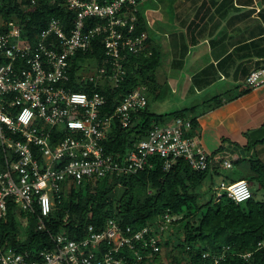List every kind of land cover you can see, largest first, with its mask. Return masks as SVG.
Here are the masks:
<instances>
[{
	"label": "built area",
	"instance_id": "1",
	"mask_svg": "<svg viewBox=\"0 0 264 264\" xmlns=\"http://www.w3.org/2000/svg\"><path fill=\"white\" fill-rule=\"evenodd\" d=\"M52 1L73 10L75 18L67 28L63 20L52 17L30 37L17 12L4 20L1 9L7 0H0V30L4 27L0 32V220L14 202L21 212L19 218L26 219L24 226L29 216L36 214V229L47 230L54 243L53 247L21 250L3 238L0 230V264H157L153 257L163 251L160 232L177 218L169 211L140 228L109 217L104 227L89 224L78 238L66 231L48 230L51 213L63 192L84 179L135 173L152 166L156 158L166 170L179 158L195 170H212L211 153L190 134L191 119L183 117L156 124L124 156L107 153L104 141L113 124L129 126L133 113L146 107V86L127 93L109 113L105 93L97 88L78 91L69 84L75 78L96 85H118L124 80L128 54L147 50V34L135 33L140 2ZM15 3L26 13L36 10L41 0H13L12 5ZM97 38L106 56L103 63L89 60L94 71L74 78L72 58L80 51L93 50ZM246 82L251 87L263 84L264 67L252 70ZM221 164L233 167L230 158H223ZM220 187L219 195L226 194L235 202L253 194L245 179L224 178ZM257 247H264V238ZM227 249L213 254L212 264H221ZM250 254L241 253L244 257Z\"/></svg>",
	"mask_w": 264,
	"mask_h": 264
},
{
	"label": "trees",
	"instance_id": "2",
	"mask_svg": "<svg viewBox=\"0 0 264 264\" xmlns=\"http://www.w3.org/2000/svg\"><path fill=\"white\" fill-rule=\"evenodd\" d=\"M12 4L13 0H7L1 9L4 20H9L17 12L23 17L24 27L30 37L47 26L52 17L63 20L67 28L75 18L73 10L52 0H41L36 10L26 13L17 3ZM142 32L147 34V50L144 53L128 54L125 60L127 75L118 85L109 82L96 85L93 81L75 78L76 75L81 77V72L94 71V65L87 64L89 60L97 59L103 63L106 56L100 38L95 40L93 50L85 53L80 51L72 58V75L75 79L69 85L78 91L91 92L97 88L105 93V109L109 113L113 112L127 93L146 86V107L133 113L129 126L114 123L104 141L106 152L112 155H126L156 124L164 125L177 117L191 119L193 130L190 134L193 135L198 128L200 115L237 98L246 90L241 89L244 83H238L230 90L213 91L204 95L201 101H194L191 105L171 112L151 111V96L161 95L157 70L164 64L166 52L161 44H153L145 11L139 5L135 33ZM231 56L229 54L218 62L222 74H230L223 64ZM183 58L184 54L175 63H183ZM251 67L238 64L233 70L235 80L244 79L246 82L252 70L264 65L253 69ZM216 75L207 67L194 75L193 83L198 89L206 88L217 78ZM234 164L237 174L227 176L226 179H245L250 183L253 194L244 201L235 202L226 194L213 193V179L219 174L214 172V168L195 170L186 160L179 158L166 170L162 160L156 158L152 166H146L135 173L84 179L80 184L69 187L63 192L61 201L56 203L47 229L53 232L66 231L71 237L78 238L85 234L89 224L96 228L104 227L109 217H115L125 226L140 228L169 211L177 218L166 231L160 232L168 262H163L161 254H157L153 257L157 264H212V255L221 254L225 247L228 249L221 264H264V247H257V242L264 238V159L260 156L239 157L234 159ZM241 164H245L246 168H239ZM208 193L210 196H207ZM20 213L17 205L10 202L7 215L0 220L2 237L21 250L53 247L48 231L36 229V214L30 215L28 225L24 226L19 218ZM24 235L27 238L21 239ZM187 246L190 249L187 250ZM205 252H209L210 256H203ZM247 252H251L250 256L241 255Z\"/></svg>",
	"mask_w": 264,
	"mask_h": 264
},
{
	"label": "crops",
	"instance_id": "3",
	"mask_svg": "<svg viewBox=\"0 0 264 264\" xmlns=\"http://www.w3.org/2000/svg\"><path fill=\"white\" fill-rule=\"evenodd\" d=\"M187 1L190 6L181 14L179 7ZM172 3L175 27L166 31L165 42L151 32L153 44L166 45L165 52L170 55L167 68L188 70L189 92H205L210 88L224 92L238 83H244L241 89H246L237 98L198 117L195 135L199 144L211 153L214 172H219L213 180H222L233 176L223 172V158L232 159L233 167L234 159L239 157L264 159V83L247 89L244 79L233 77L238 64L252 69L264 65V0H173ZM169 17L165 15L164 19L167 21ZM183 54V63H175ZM229 54L232 56L223 67L230 74L225 75L217 65ZM207 67L217 78L210 86L198 89L193 77ZM244 166L241 164L239 168Z\"/></svg>",
	"mask_w": 264,
	"mask_h": 264
},
{
	"label": "rangeland",
	"instance_id": "4",
	"mask_svg": "<svg viewBox=\"0 0 264 264\" xmlns=\"http://www.w3.org/2000/svg\"><path fill=\"white\" fill-rule=\"evenodd\" d=\"M173 0H145L140 3V7L145 11V15L148 20V24L150 26L151 32L158 37L159 40L165 42L166 35L168 32L167 30L171 31L174 29L173 24ZM190 1H187L186 4L179 7L180 13L184 14L183 12L188 9V5ZM170 16L172 20L169 19L166 21L164 16ZM156 31V33L154 32ZM163 46V45H162ZM166 47V45H165ZM163 46V49H165ZM164 64L160 66L157 70V76L159 83L161 84V95L155 97L154 95L151 96V111L157 113H167L171 112L177 108H181L185 105H191L194 101H201L204 95L209 93H214L212 88L205 92H189V75L188 70H176L171 68H167V63H169L170 55L165 53ZM86 63V62H85ZM87 64L91 66L93 63L89 61ZM94 69L95 66H92ZM165 68V69H164ZM91 70V68H90ZM172 71V72H171ZM169 77V83H166V78ZM175 82L174 85H171ZM189 92V93H188ZM237 169L235 167L232 168H223V172H230L233 175L237 174ZM221 180L215 179L214 181V194L219 195L222 193V188L220 187ZM207 196H210L208 193ZM22 223H26V219L20 218ZM25 229V228H24ZM25 236V235H24ZM178 252V251H176ZM181 255V252H180ZM161 260L163 262H168V258L166 256V247H163V252L160 255Z\"/></svg>",
	"mask_w": 264,
	"mask_h": 264
}]
</instances>
